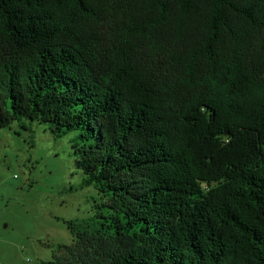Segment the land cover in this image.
Masks as SVG:
<instances>
[{
    "label": "trees",
    "instance_id": "trees-1",
    "mask_svg": "<svg viewBox=\"0 0 264 264\" xmlns=\"http://www.w3.org/2000/svg\"><path fill=\"white\" fill-rule=\"evenodd\" d=\"M23 121L75 134L98 264H264V0H0Z\"/></svg>",
    "mask_w": 264,
    "mask_h": 264
},
{
    "label": "rangeland",
    "instance_id": "rangeland-1",
    "mask_svg": "<svg viewBox=\"0 0 264 264\" xmlns=\"http://www.w3.org/2000/svg\"><path fill=\"white\" fill-rule=\"evenodd\" d=\"M22 123L0 130V264H98L91 234L107 200L82 185L75 134L54 139L49 125Z\"/></svg>",
    "mask_w": 264,
    "mask_h": 264
}]
</instances>
